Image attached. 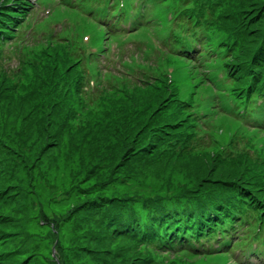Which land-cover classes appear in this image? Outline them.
<instances>
[{
    "label": "trees",
    "instance_id": "1",
    "mask_svg": "<svg viewBox=\"0 0 264 264\" xmlns=\"http://www.w3.org/2000/svg\"><path fill=\"white\" fill-rule=\"evenodd\" d=\"M7 1L11 2L8 6L0 2V101L30 104L34 111L45 107L49 112L47 121L62 132L78 133L93 123L76 130V123H72L78 118L74 106L80 111H86L91 117L110 115L114 122L116 119L113 114H116L124 121L125 125L121 126H126L130 132L132 127L139 128L134 138L141 145H138L140 147L134 153H125V156L130 155L129 159H136L140 152L141 157L150 162L151 155L155 154L162 158L154 164H165L170 158L180 159L187 166L200 171L193 185L180 188L174 196L163 197L156 192L143 194L141 205L144 211L141 213L135 212L131 200L127 203L120 196L112 201L110 207L107 206V231L114 238L119 237L138 250V264H167L168 258L165 257L171 255L194 264L191 259L207 257L209 253L230 258L234 257L236 249L243 253L245 248L253 253L264 250V146H260L256 152L247 148L243 139V146L234 139L228 140L227 146H222L214 135L215 127L210 121L212 108L233 121H237L240 114L247 119L246 115H250L248 112H252L256 119L260 109L263 124L264 31L261 34L262 40H257L249 48L244 46L240 49L241 43L248 45V33L252 29V24L247 28L244 21L240 24L237 22L241 11L229 20L230 13L218 14L224 0H177V8L169 15L170 35L161 39L164 44L159 49L164 51L155 56L148 48L140 49L143 60L149 58V53L152 58L155 57L148 65L150 69L139 67L135 76L125 78L119 75L122 82L116 76L107 77V84H102V79L92 74L70 73L63 76L56 73L53 66L56 53L68 49L63 41L49 37L42 44L43 49L23 46L18 50V46L14 45L19 43V34L30 4L26 0ZM105 1L98 2H103L105 11L111 14ZM159 3L160 0H146L143 4L154 6L157 10ZM140 9L139 6L132 15L136 18L133 30L148 23L146 17L150 11ZM124 16L130 17L128 12ZM114 27H118V23ZM210 29L227 35L219 38L215 47L212 45L214 38H209L207 34ZM14 39L17 40L13 42ZM6 41H10V50H4ZM62 51L65 55L59 57L60 60L74 62L72 54ZM213 58L221 63L224 73L221 76L229 86L223 89L216 87L210 99L195 97L192 88L188 99H180L177 96L180 91L177 82L167 85L163 72L161 76L155 74L156 68L161 69L163 60H180L183 66L179 68V73L183 74L182 79L192 77L194 69L200 70L204 66L205 71L200 76L218 84V79L213 75L217 70H206L207 61ZM11 59H15L14 66L9 64ZM175 76L179 80L178 73ZM113 78L118 84H115ZM219 92L231 96L240 108L231 113L227 107H220ZM116 97L119 103H111L115 109L102 108ZM125 100L132 106L142 105L140 111H135V118L126 112L123 116L120 114L124 106L120 103ZM92 111L100 113L93 114ZM203 117H207V120ZM132 119L137 123L130 126L129 121ZM255 119L251 118L253 124L257 125ZM219 146L223 149L219 150ZM236 147L240 151L236 152ZM244 147L245 153L241 150ZM261 148L262 153L259 150ZM215 168L218 174L211 176ZM11 196L12 193H8V198ZM237 234L239 238L235 241ZM141 251L147 254H141ZM162 253L166 255L159 259Z\"/></svg>",
    "mask_w": 264,
    "mask_h": 264
},
{
    "label": "rangeland",
    "instance_id": "2",
    "mask_svg": "<svg viewBox=\"0 0 264 264\" xmlns=\"http://www.w3.org/2000/svg\"><path fill=\"white\" fill-rule=\"evenodd\" d=\"M0 2L5 3L6 0ZM166 4L168 6H165ZM177 4V0H160L157 10L152 6L153 10L146 17L150 19L149 28H139L134 30L131 37L121 38L124 43L119 45L123 47L121 57L124 58L125 66L120 72L130 73L129 66L135 63L138 67L144 66L150 69L148 65L155 60V57L152 58L149 54V58L143 60L140 45L150 49V53L154 52L155 56L158 52L164 51L159 49L156 43H160L167 34L170 35L169 15L177 8ZM45 7L40 5L37 9L46 13ZM238 11L242 12L237 18L239 24L244 21L247 28L252 24V29L248 33L250 35L248 45L240 44V49L244 46L249 48L256 44L257 40H262L264 0H224L218 14L230 13L228 16L230 20ZM88 17L90 16L84 14L82 23L85 24L86 32L93 35L97 25H92V22L87 20ZM37 18L38 22L43 21L40 12H37ZM102 28L97 30L105 29L104 26ZM108 32L109 29L103 34H98L97 38L103 40L105 36L106 44H110L113 39L108 36ZM207 34L209 38H214L213 47L218 44L219 38L227 36L222 31L211 29ZM114 41L117 44L120 38H114ZM72 47L70 50L60 51L65 50L67 54L70 53L73 58H77V55H74L78 47L76 45ZM116 47L117 45L114 51ZM32 48L43 49V46L37 44ZM129 48L136 56L127 55L126 49ZM60 51L53 60L56 62L53 64L56 73L63 76L82 73L79 65L82 67L84 60L76 68L77 59L74 58V62L68 59L62 61L59 57L65 54ZM9 64L15 65V60L11 59ZM83 65L86 66L85 63ZM181 66L180 60H163L161 69H155V74L158 76L163 72L167 85L171 86L175 81L177 82L180 88L177 96L180 99H188L191 88L195 92V97L206 100L215 94L216 87L223 89L229 86L222 77L224 76L222 65L215 58L207 61L206 70H217L213 75L218 79V84L200 76L205 71L204 66L200 70L194 69L192 77L182 79L183 74L179 73ZM94 67L99 68L98 65ZM151 67L153 68V64ZM176 73L179 75V80L175 76ZM108 74L109 76L100 73V78L97 79H102L100 82L107 84L105 79L114 76L116 71ZM120 79L119 76L118 80L122 82ZM219 93L220 107H227L231 113L240 108V105L236 106V101L231 96ZM117 99L118 97L106 102L102 108L115 109L112 104H118ZM208 102L212 103L210 100ZM120 104L124 105L120 114L123 116L126 112L132 118L136 117L135 111H140L142 107L141 104L132 106L127 100ZM73 108L78 116L72 121L76 123V130L93 122L78 133L62 132L51 122L49 123L47 121L49 112L45 107L42 108L43 110L34 111L30 104L0 101V264H138L136 252L138 250L132 248L125 240L114 238L107 231L106 208L120 196L127 203L131 200L135 212L141 213L144 211L141 205L143 194L156 192L163 197L174 196L179 193L180 188L193 185L195 179L200 176L198 169L187 166L180 159L170 160L173 159L170 158L165 164H154L153 162L162 157L151 155L152 152L149 153L150 162L147 158L141 157L140 152L136 159H129L130 155L125 156V153L132 154L140 147L138 145H141L134 138L139 128L132 127L130 132L126 126H121L125 125L124 121H121L116 114H113L116 119L114 122L110 115L103 114L97 117L92 115V118L86 111H80L77 106ZM248 113L250 115L247 114L246 117L250 119L249 121L244 119L245 115L242 114L237 116V121H233L222 112L211 109L210 121L215 127L213 132L222 146H227L228 140L231 139L242 146L246 141V147L256 152L260 146H264V122L261 125L263 115L260 109L256 119L252 112ZM252 117L258 121L257 125L253 124ZM136 123L135 119L129 121L130 126ZM241 139L244 141L242 142ZM246 147L241 148L244 153ZM151 148L150 150H153ZM222 149L223 147L219 146V150ZM259 150L262 153L263 148ZM235 151L238 152L240 149L236 147ZM217 174L218 170L215 168L210 175L217 176ZM8 193H12L11 198H8ZM142 253L147 254L145 251H141ZM244 254L251 257H240L237 253L236 256L234 255V260L245 261L248 262L247 264H263L260 262L264 261V258H257L250 251ZM165 255L166 253L160 254L159 259H163ZM165 258H168L167 261L165 260L167 264H192L175 255ZM228 260L227 256L222 258L213 253H209L207 257L191 259L194 264H231Z\"/></svg>",
    "mask_w": 264,
    "mask_h": 264
}]
</instances>
